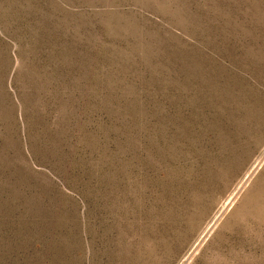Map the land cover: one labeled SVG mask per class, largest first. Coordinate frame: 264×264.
<instances>
[{
    "label": "rangeland",
    "instance_id": "1",
    "mask_svg": "<svg viewBox=\"0 0 264 264\" xmlns=\"http://www.w3.org/2000/svg\"><path fill=\"white\" fill-rule=\"evenodd\" d=\"M0 264H264V0H0Z\"/></svg>",
    "mask_w": 264,
    "mask_h": 264
},
{
    "label": "bare ground",
    "instance_id": "2",
    "mask_svg": "<svg viewBox=\"0 0 264 264\" xmlns=\"http://www.w3.org/2000/svg\"><path fill=\"white\" fill-rule=\"evenodd\" d=\"M261 165V164H260ZM254 172V171H253ZM251 174V173H250Z\"/></svg>",
    "mask_w": 264,
    "mask_h": 264
}]
</instances>
